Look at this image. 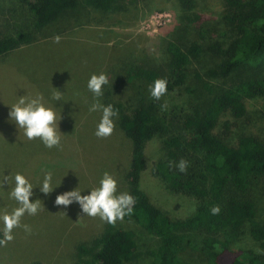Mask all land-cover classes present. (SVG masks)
<instances>
[{
  "label": "rangeland",
  "instance_id": "1",
  "mask_svg": "<svg viewBox=\"0 0 264 264\" xmlns=\"http://www.w3.org/2000/svg\"><path fill=\"white\" fill-rule=\"evenodd\" d=\"M193 1L194 6L183 7L176 0H117L109 11H103L86 7L84 0H80L78 11L66 13L46 30L36 32L37 36L52 33L51 37L0 59V174H23L34 187L30 201H41V210L36 215L26 213L21 218V225H29L31 233L25 232L22 226L14 228V239L0 248V264H72L75 247L102 232L106 222L84 215L77 202L67 207L55 204L57 195L76 188L82 191L81 195L90 194L99 186L104 172L117 180L118 193L124 192L122 177L129 163L130 143L116 126L106 139L95 136L101 112H87L95 102L87 88L88 80L92 74L101 72L109 79V73L114 74L120 66L132 67L140 61L154 70L165 68L164 43L173 39L192 41L197 38L199 29L205 30L209 42H223L226 26L222 0ZM6 8V4L0 8L1 21L9 19L18 27L24 20L31 29L23 8L13 16L5 11ZM56 36L60 37L59 43L55 42ZM203 64L208 68L212 66L210 59L193 63L187 71L185 90L175 89L162 97L161 105L167 104V109L162 112L201 109L214 94L229 85L228 80L207 77ZM204 85L211 88L210 93ZM117 86L120 100L127 103L126 107L133 105L139 92L149 94V86L140 82ZM54 88L63 93L59 102L51 99ZM130 90L136 94L132 100L127 95ZM37 94L42 95L45 105L57 114L62 133L59 148L49 149L39 139L27 140L23 129H18L9 120L10 106L19 96L35 97ZM245 107L243 118L235 120L224 115L216 129L231 144L242 134L264 139V98L246 100ZM164 152L161 138L148 143L146 170L141 175L140 186L168 217L184 219L194 211L196 201L169 192L162 181L150 174L152 164ZM49 172L54 190L45 195L40 186ZM10 190L7 183L0 188V216L19 206L9 198ZM250 195L257 208V220L264 222V180L259 179L253 184ZM116 225L132 231L137 245L134 260L125 264L149 263V252L156 247L157 239L129 220L117 221ZM3 227L0 220L2 232ZM246 251L264 254L247 232L228 245L221 262L228 264ZM182 257L190 264L206 263L199 251L186 250Z\"/></svg>",
  "mask_w": 264,
  "mask_h": 264
},
{
  "label": "trees",
  "instance_id": "2",
  "mask_svg": "<svg viewBox=\"0 0 264 264\" xmlns=\"http://www.w3.org/2000/svg\"><path fill=\"white\" fill-rule=\"evenodd\" d=\"M116 1L84 0V5L109 11ZM176 1L183 7L194 6L193 0ZM222 2L226 26L223 42H209L204 29H199L192 41H166L165 68L154 70L141 61L132 67L120 66L114 74L109 73V84L99 98L100 103L111 104L118 111L115 126L130 143L129 163L122 178L124 192L131 194L136 203L133 214L124 219L157 239L147 264H190L182 257L186 250L201 252L205 264H224L221 257L228 245L245 232L264 250V222L257 220V208L250 195L253 184L264 180V139L242 134L231 144L216 132L222 116L239 120L246 114V100L264 98V0ZM5 4V11L12 16L23 8L31 29L24 20V24L15 27L9 19L3 22L0 17V59L48 39L52 33L37 36L36 32L46 30L66 13H75L81 7L80 0H0V8ZM207 58L212 66L203 64L205 75L228 80L229 85L201 109L167 114L161 111L162 98L157 101L140 92L130 107L120 100L119 83L149 86L163 78L168 82L167 94L175 89L185 90L188 68ZM204 87L211 92L208 85ZM127 95L132 100L136 94L130 90ZM156 138L162 139L165 152L152 164L150 174L162 181L169 192L196 201L194 211L184 219L168 217L140 186L146 170V147ZM181 159L189 162L186 173L170 166V161L174 164ZM215 205L221 209L218 215L210 212ZM136 253L133 232L106 223L99 235L75 247L72 264H125L134 260ZM228 264H264V254L242 252Z\"/></svg>",
  "mask_w": 264,
  "mask_h": 264
},
{
  "label": "clouds",
  "instance_id": "3",
  "mask_svg": "<svg viewBox=\"0 0 264 264\" xmlns=\"http://www.w3.org/2000/svg\"><path fill=\"white\" fill-rule=\"evenodd\" d=\"M55 42L59 43L60 37L56 36ZM109 84L107 74L101 72L92 74L87 83L88 90L93 94L95 102L89 108L90 112H101V119L97 125L95 136L98 138H108L115 130L114 117L118 116V111L114 110L111 104L105 106L100 103L99 98L103 96L105 85ZM167 80L163 78L156 79L149 85L150 97L159 101L167 94ZM51 94V99L61 101L63 93L58 89ZM167 109V104L161 105V110ZM9 120L14 122L18 129H23L24 136L27 140L39 139L45 147L51 149L61 146L62 133L59 130L57 122V114L52 107H47L42 95L37 94L35 97L24 95L19 96L16 103L10 106ZM61 120V116L59 121ZM170 166H174L179 172L186 173L189 166L187 160L181 159ZM5 183L10 187L8 193L9 198L13 199L19 205L11 213L5 212L0 216L3 221V238H0V247H6L14 237L13 229L21 227V218L27 213L28 215H36L41 210V201L37 199L35 202L30 201L33 195V185L21 173L14 176L0 174V188H4ZM54 190L52 187V174L44 175L40 191L45 195ZM78 188L57 195L55 204L57 206H69L73 202H77L84 215L89 217H99L102 221L115 225L117 221H123L126 216H131L136 203L135 198L127 193H118L117 180L108 172H104L99 186L93 188L88 195H81ZM221 209L219 205H215L210 209L212 215H218ZM25 232L31 233V227L27 224L22 226Z\"/></svg>",
  "mask_w": 264,
  "mask_h": 264
}]
</instances>
